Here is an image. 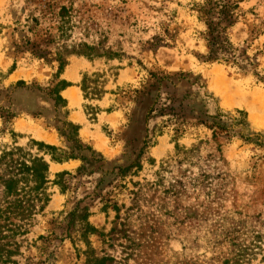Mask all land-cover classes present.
Masks as SVG:
<instances>
[{"label":"rangeland","instance_id":"1","mask_svg":"<svg viewBox=\"0 0 264 264\" xmlns=\"http://www.w3.org/2000/svg\"><path fill=\"white\" fill-rule=\"evenodd\" d=\"M205 1L0 0V149L30 139L66 147L68 121L94 148L81 152L93 159L79 174V159L49 163L50 179L71 175L65 191L50 186L45 209L0 213V264H86L85 242L68 228L78 203L107 264H264V0H230L238 8L222 23L232 44L222 62L205 58ZM60 80L78 105L65 90L55 103ZM235 109L258 144L213 139L200 122L221 111L230 126Z\"/></svg>","mask_w":264,"mask_h":264},{"label":"trees","instance_id":"2","mask_svg":"<svg viewBox=\"0 0 264 264\" xmlns=\"http://www.w3.org/2000/svg\"><path fill=\"white\" fill-rule=\"evenodd\" d=\"M237 8L238 3L231 2L230 0H206L201 6V18L206 25L205 33L209 48L205 56L206 60L216 62L228 61L229 53L232 51V44L224 33L225 26L222 23L227 22V24H231L235 16L234 10ZM62 71L63 64L60 63L57 74L60 75ZM88 81H90V76L88 73L83 72L79 86L84 99L88 98ZM93 81L96 82L95 79ZM18 83L25 84L22 80L18 81ZM69 85H71L70 82L60 80L56 83V88L51 90L56 104L66 102L61 97L60 92ZM85 108L92 110V112H88L86 109V114H98V107L95 109V107H86L84 105ZM152 110L153 108L151 107L148 115H150ZM234 111L238 117L230 120V126L218 123L221 117L226 116L221 111H217L215 115H211L212 122L208 123L203 120H200V122L212 130L213 139H216L220 135L228 134L230 137H238L245 142L258 144L250 136L251 132L246 112L239 109H235ZM94 118L95 116H92V119ZM67 126V133L63 130L59 131V134L64 136L66 141L70 143L66 147H57L43 141L30 139L25 145H16V142H14L12 145H6L0 149V187L4 202L6 203L5 208L2 209L0 207V213L13 211L21 217L30 216L36 209L37 211L45 209L50 201L51 194L48 189L51 185L58 186L61 191H65L68 188L65 176L71 175L70 172L66 170L55 172L54 178L50 179L52 174L49 170L50 162L63 163L70 159H79L82 164L76 168L78 174L86 169L85 163L88 166L89 164L91 165L93 156L87 157L81 152L88 150L94 153V148L82 143L78 133L80 125L68 121ZM145 145H147V140L145 141ZM175 148L177 151L180 149V152L185 155L192 151V149L178 143L175 144ZM132 166L134 164L120 168L119 174L124 175L123 173ZM89 215L88 207L78 203L67 215V219H69L68 228L70 231L75 230L76 233L79 232L80 238L84 240L86 248L81 253L85 255L86 264H107L112 258L104 255L97 256L95 249L90 246L88 236L96 233L97 229L88 221Z\"/></svg>","mask_w":264,"mask_h":264},{"label":"bare ground","instance_id":"3","mask_svg":"<svg viewBox=\"0 0 264 264\" xmlns=\"http://www.w3.org/2000/svg\"><path fill=\"white\" fill-rule=\"evenodd\" d=\"M65 92L68 95L72 104H74V105L79 104L80 95H79V92L77 89L70 88V89L66 90ZM253 99L256 100L257 98H253ZM258 100L260 101L259 97H258ZM228 103H230V102H228ZM250 117L255 124L259 123L261 121L259 116H257V114L255 112H252V115ZM36 133H38V132H36ZM37 137L42 138L43 136L39 133V134H37Z\"/></svg>","mask_w":264,"mask_h":264},{"label":"crops","instance_id":"4","mask_svg":"<svg viewBox=\"0 0 264 264\" xmlns=\"http://www.w3.org/2000/svg\"><path fill=\"white\" fill-rule=\"evenodd\" d=\"M73 85L67 86L64 90L66 91L67 89L71 88ZM81 129V128H80Z\"/></svg>","mask_w":264,"mask_h":264}]
</instances>
